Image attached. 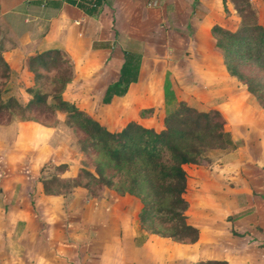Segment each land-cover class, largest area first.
Returning a JSON list of instances; mask_svg holds the SVG:
<instances>
[{"label": "crops", "instance_id": "0c3cea01", "mask_svg": "<svg viewBox=\"0 0 264 264\" xmlns=\"http://www.w3.org/2000/svg\"><path fill=\"white\" fill-rule=\"evenodd\" d=\"M248 2L257 24L264 28V0ZM238 23L230 0H0V53L11 74L28 78V58L58 50L72 66V79L62 98L76 108L82 102L87 109L102 105L107 86L117 82L122 54H137L136 82L128 85L123 96H113L102 106L104 118L94 117L102 114L100 109L93 116L83 112L111 132L128 122L159 131L165 114V76L170 78L175 101L184 103L194 92H216L230 81L236 83L221 63L211 29L233 32ZM249 108L244 117L232 113L238 115V122L224 115L225 128L232 139L244 144H251L253 138L259 140L264 150V131L259 133L264 130L259 118L264 117V111ZM147 109L151 114L140 117V111ZM55 119L57 127L64 126L62 114L56 113ZM26 123L0 126V264L264 261L258 255L249 257L253 251L263 253L260 248L264 243L254 246L251 236L256 235L249 230L257 226L255 232L264 237V228L258 225L259 218H264V194L254 191L264 175L261 172L259 177L240 180L239 175L234 180L241 191L235 189L224 198L225 204L235 206L230 212L232 219L227 215L188 222L185 212L186 223L197 229V240L193 244L175 243L140 229L137 216L141 205L131 196L102 190L100 198L92 199L81 188L64 195L44 194L37 181L41 167L65 164L67 170L59 177L72 179L81 167L76 160L79 154L74 144L66 143L69 131L65 127L59 143L68 149V157L56 162L60 147L49 143L54 142L56 127ZM25 124L32 128L30 132L25 131ZM238 151L236 145L224 155L229 162L218 169L231 168ZM262 184L264 188V181ZM241 223L242 229L235 227Z\"/></svg>", "mask_w": 264, "mask_h": 264}, {"label": "trees", "instance_id": "16d2710c", "mask_svg": "<svg viewBox=\"0 0 264 264\" xmlns=\"http://www.w3.org/2000/svg\"><path fill=\"white\" fill-rule=\"evenodd\" d=\"M230 3L239 18L238 27L233 32L213 27L214 46L221 54L227 74L244 86L247 94L264 110V28L257 24L248 0H230ZM126 65L129 63L121 68L117 82L104 91L101 100L104 105L113 96H123L128 85L136 82L135 73L126 77ZM136 65L130 64V69L136 70ZM25 66L33 79L25 88L29 102L24 105L9 98L3 103L0 99V126L9 125L13 116L21 122H36V115L62 114L63 124L85 157L75 177L64 179L62 188L66 192L52 191L51 185L58 183L54 175L50 180L40 181L43 193L64 195L71 189L82 188L92 199L100 198L102 190L120 197L131 196L141 205L137 216L140 229L175 243H195L197 229L187 224L185 217L187 176L183 167L207 165L209 160L205 153H225L236 148L220 113L176 102L170 82L164 79L165 114L161 130L128 122L119 131L111 132L62 98L72 79V66L58 50L31 56ZM9 73L0 53V79H8ZM2 85L0 83V91ZM150 114L151 110L147 109L139 116ZM53 168L61 175L67 165Z\"/></svg>", "mask_w": 264, "mask_h": 264}, {"label": "rangeland", "instance_id": "374dc122", "mask_svg": "<svg viewBox=\"0 0 264 264\" xmlns=\"http://www.w3.org/2000/svg\"><path fill=\"white\" fill-rule=\"evenodd\" d=\"M218 53L220 54L219 51ZM122 57L123 58H122L121 68L126 63H129V65L125 66L126 67V70H125L126 77L129 78L131 74L133 73H135L137 77L138 66L140 63L139 55L126 54L124 56L122 54ZM220 58H221V54H220ZM221 63H222V58H221ZM130 64L131 66H134L137 64L136 70L133 71L132 69H130ZM16 68H17L16 66L12 68L14 72H16L15 71ZM120 75H121V71H119L118 73L117 80L120 78ZM164 79H166L168 82L171 83L169 76L168 77L165 76L163 78V82H164ZM199 80H200V77H199ZM235 81L236 83L233 81H230L229 84H225L224 89L221 88L220 90H217L216 92H212V91L205 92L206 90L203 92V89L202 90L199 89L201 92H194V95L190 94L191 96L190 100L186 104L194 107L197 110H202V111H206L210 109L217 110L216 109L217 106L222 108V107L229 105L230 106L229 108L234 109L233 111L231 110L229 111V108L224 109V110H217V111L220 113L223 119H224V115H227V116L230 115L234 122H238L239 117L238 115H235L232 113L237 112L240 116L242 115L244 117V115L248 114L249 109L251 110L249 106H253V107L258 108L259 110L264 111L263 109L259 108L256 101L247 94L244 86H242L237 80ZM0 83L3 84L1 91H0L1 102L4 103L6 102L7 99L14 98L21 104H24V105L28 104L29 95H27L25 88L29 87L31 83H33L32 77L26 78L25 76H16V74L14 73L13 74L9 73L8 79L3 80V81L0 79ZM79 105L80 106L77 107V109L81 111L87 110L91 116H93V113H96L97 111H99L97 109H100L102 111V114L99 112L98 114H94V117L104 118V111L102 108V106L104 105L103 103L99 107H93V108L88 107L90 109H87V106L83 108L82 102ZM36 116H37L35 119L36 122H32V123H37L38 125L42 127L43 126L52 127V128L56 127L54 134H52L54 137V142H51V141L49 142L50 145H52L53 147H55L56 145H58L57 148L60 147V151L59 150L57 151L58 157L56 156V159L54 160L58 162V161L64 160L65 157L67 158L68 154L65 151H68V149L62 147V145L59 143L60 141H62V139H64L63 135L66 133L65 129L67 127L65 125L63 127H57L55 116L49 117L43 114L36 115ZM259 118L262 119L261 123H263L262 125H264V117H259ZM13 122L16 123V122H21V121L14 119V116H13L11 123ZM120 122L116 123L117 126L119 125ZM28 123H31V121H27L26 124ZM26 124H25V131L30 132L32 128L29 129L26 126ZM225 124H226V121H225ZM112 126H109V129H112ZM263 131L264 130H262L261 128L259 130V133L261 134V132ZM67 136L69 139H66V143H69V144L71 143L76 146V149H77L76 152L77 154H79L78 155L79 158L77 159L76 157V160L82 166L83 162L85 163V157L80 152L79 147L75 144L74 137L72 136L70 131L69 133L67 132ZM236 138L238 139V137ZM232 141L235 143V145H237V149L239 151L237 153L238 155L237 161L231 162L229 164L232 166L231 168L218 169V166L225 165L229 162V160H226V158L224 157V155L227 156L229 151L225 153L219 152V151L205 153L206 158H208L209 160L207 165L201 164L200 166L183 167L186 173V176H187V185H186V192H185L184 197L187 202L186 212H187L188 222L190 221L193 222L196 219L201 221L202 219H205L207 217L208 218H217V217L223 218L224 216H227V215H229L230 219H232L233 213H230V212L235 211V208H234L235 206L225 204L224 198H228L229 196H231L230 194L234 192L235 189L237 190V193L241 191V190H238L237 188L241 189L242 187L236 186L234 183V180L239 178V175H240V180H241L242 178H245V177L247 178H251L253 176L259 177V172L264 174V157H262L264 156V150L260 148L261 144L259 143V140H256L255 138H253L251 144L249 143L244 144L241 141H238V140L236 141V139H232ZM45 149L46 150L49 149L47 144H45ZM53 166H57V163L56 165H53L51 163L50 164L46 163L45 165H43L42 166L43 169L41 167L38 173L37 181L40 183V181L42 180H50V178L55 175L57 176L58 183L57 184L53 183L51 185L52 191L66 192V189L62 188V185L63 183H65V181L64 179L60 178L59 175H57ZM263 181H264V175L263 176L261 175V177L257 181L258 186L257 188L254 189L255 192H261L262 194H264V188L262 184ZM86 193H87V196L90 197V194L88 192ZM262 194L260 195L262 196ZM253 195L255 196L257 194H253ZM245 213H250V212H245ZM252 219L257 220V218L255 217H252ZM258 221L260 222L258 223V225L264 228V218L263 219L259 218ZM242 225L243 223L236 224L235 227L242 229ZM255 227L257 226H253L252 228H249V230L253 233V235H256V236H251V238L253 237L252 239L254 241V246H257L259 248L261 247V244L264 243V237H259V235L255 232ZM221 236H223V234ZM260 250L263 253L257 254V252L253 251L249 253V257L250 256L254 257L255 255H258V257L264 258V245H263V249L260 248ZM258 260H260V258ZM260 264H264V261L263 262L261 261Z\"/></svg>", "mask_w": 264, "mask_h": 264}]
</instances>
